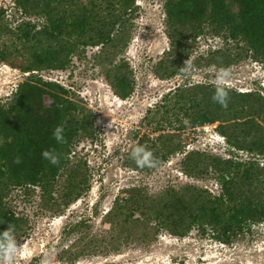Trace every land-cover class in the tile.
<instances>
[{"label":"rangeland","instance_id":"1","mask_svg":"<svg viewBox=\"0 0 264 264\" xmlns=\"http://www.w3.org/2000/svg\"><path fill=\"white\" fill-rule=\"evenodd\" d=\"M123 2L74 0L90 12L91 26L107 31L116 22L113 42L87 47L82 41L90 34H79L70 40L75 50L67 69L51 70L37 63L52 46L60 48L46 39L48 22L41 9L27 15L19 0H0V103H10L19 86L34 75L70 91L83 114L95 116L93 137H83L71 155L73 168L88 176L90 191L66 207L69 173H63L50 193L40 188L10 193L13 213L28 219L18 240L26 242V250L17 264H40L45 253L51 264H264V222L230 243L217 239L209 228L203 232L194 227L181 238L156 226L167 199L182 195L195 201L196 208L222 193L211 159L256 160L264 170V157L233 148L222 134L247 119L234 118L242 101L239 95L264 99V64L253 60L242 43L227 42L208 27L195 37L189 25L170 24L166 0H134L128 11L122 9ZM30 30L27 40L24 34ZM188 59L193 76H171ZM26 65L39 68L24 73L19 67ZM229 67L231 111L211 104L215 74ZM119 73L134 87L126 100L115 95L111 82ZM205 109L218 121L192 125L195 112ZM143 144L157 166L138 168L130 158ZM126 201L137 204L127 206ZM77 223L84 224L80 232L66 236L65 228Z\"/></svg>","mask_w":264,"mask_h":264},{"label":"trees","instance_id":"2","mask_svg":"<svg viewBox=\"0 0 264 264\" xmlns=\"http://www.w3.org/2000/svg\"><path fill=\"white\" fill-rule=\"evenodd\" d=\"M42 1L45 4L40 7ZM133 3L134 0H124L122 9L128 11ZM19 5L27 15L39 13L37 9H41L48 22L46 39L60 47L56 49L52 46L43 58H38L37 63L40 61L47 69H67L75 50L70 40L79 34L83 37L90 34L82 41L87 47L113 42L116 22L107 31L91 26L88 20L90 12L74 5V0H19ZM72 8L77 11L69 15ZM165 9L170 24L189 25L195 37L203 34L208 27L214 35L222 36L227 42L242 43L253 60L264 64V0H166ZM31 32L25 33L24 38L29 40ZM37 68L39 66L34 65L19 67L24 73H32ZM177 73L178 70H174L170 74L174 76ZM28 78L19 86L10 103H0V233L11 227L18 240L28 219L11 210L7 199L13 190L40 188L45 194L50 193L63 173H69L64 201L68 207L91 189L88 176L73 168L71 155L83 137H93L94 114L84 115L81 106L71 98V92L59 84L45 82L34 75ZM111 82L115 95L122 100L130 98L134 92L124 73L116 74L115 81ZM254 96L252 93L238 96L242 101L239 109H235L234 118L247 119L236 124L230 133L226 131L230 129L225 128L222 134L233 148L264 157V127L260 124L264 122V99ZM211 102L214 104L212 99ZM217 106L220 107L219 104ZM232 109L227 107L228 111ZM209 114L206 109L195 112L192 125L204 126L218 121V117L211 118ZM58 126L64 129V143H58L53 137ZM142 146L148 149V145ZM44 151L54 152L59 163L53 165L43 158ZM210 162L218 174L222 193L205 199L196 208L195 201L182 195L167 199L156 217V226L160 231L165 230L182 238L194 227L203 232L209 228L217 239L230 243L250 230L252 225L264 222V170L260 164L256 160L241 163L218 158ZM192 168L195 172L197 165ZM131 203L137 204L126 201L127 206ZM83 225H69L64 233L66 236L78 233Z\"/></svg>","mask_w":264,"mask_h":264},{"label":"clouds","instance_id":"3","mask_svg":"<svg viewBox=\"0 0 264 264\" xmlns=\"http://www.w3.org/2000/svg\"><path fill=\"white\" fill-rule=\"evenodd\" d=\"M194 66L190 59L185 62L184 67L178 70V74L185 79L190 78L194 74ZM232 79V69L220 68L214 77V93L212 100L214 103L219 104L221 107H228L229 91L226 85ZM112 127V124L109 125ZM63 127L58 126L53 132V137L58 143H64ZM116 135V134H114ZM43 158L50 161L51 164L56 165L59 163V159L54 152L44 151L42 153ZM132 160L138 168H152L157 166L158 161L154 158V154L151 150L144 146H137L131 152ZM26 250V242L22 245L18 243V239L15 235L14 229L9 227L6 231L0 233V264H17V257L22 251ZM51 251H54L51 250ZM40 264H51V256L49 253H45Z\"/></svg>","mask_w":264,"mask_h":264}]
</instances>
